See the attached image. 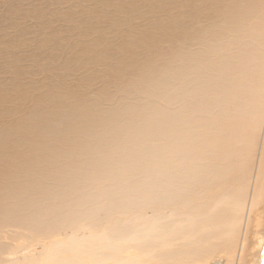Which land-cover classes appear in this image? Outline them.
I'll return each instance as SVG.
<instances>
[{
  "label": "rangeland",
  "instance_id": "1",
  "mask_svg": "<svg viewBox=\"0 0 264 264\" xmlns=\"http://www.w3.org/2000/svg\"><path fill=\"white\" fill-rule=\"evenodd\" d=\"M202 5L136 0L129 17L127 0H0V264L87 252L70 239L113 225L118 239L94 250H146L120 241L132 221L118 219L154 217L165 201L158 172L170 167L173 84L189 69L184 28ZM96 21L111 25L89 35ZM120 46L133 50L123 57ZM133 192L142 197L130 201Z\"/></svg>",
  "mask_w": 264,
  "mask_h": 264
},
{
  "label": "bare ground",
  "instance_id": "2",
  "mask_svg": "<svg viewBox=\"0 0 264 264\" xmlns=\"http://www.w3.org/2000/svg\"><path fill=\"white\" fill-rule=\"evenodd\" d=\"M135 5L127 0L131 9L124 13L135 14ZM235 16L242 26L231 22ZM110 25L96 21L84 28L97 35ZM184 29L189 69L173 84L170 167L158 172L165 201L154 217L118 219L132 221L120 241L146 250H94L118 239L113 225L98 236L71 238L87 252L57 256L51 250L47 264H264V0H203ZM116 31L122 35L121 27ZM145 37L138 38L142 46ZM132 50L120 46L115 52L124 57ZM244 65L251 67L245 76ZM139 197L133 192L130 201Z\"/></svg>",
  "mask_w": 264,
  "mask_h": 264
}]
</instances>
